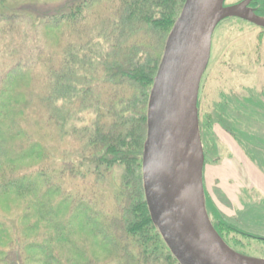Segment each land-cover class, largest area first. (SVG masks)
Segmentation results:
<instances>
[{
    "label": "trees",
    "instance_id": "16d2710c",
    "mask_svg": "<svg viewBox=\"0 0 264 264\" xmlns=\"http://www.w3.org/2000/svg\"><path fill=\"white\" fill-rule=\"evenodd\" d=\"M90 1L0 2V264H179L143 193L147 118L137 104L156 73L134 58L146 30L172 28L182 0H105L104 13L87 18L82 5ZM11 18L37 24L31 43L6 26ZM119 24L133 31L127 43L113 59L88 64L94 86L71 89L72 115L96 108V123L68 136L69 113L51 102L68 99L66 72L78 74L69 59L90 26Z\"/></svg>",
    "mask_w": 264,
    "mask_h": 264
},
{
    "label": "rangeland",
    "instance_id": "374dc122",
    "mask_svg": "<svg viewBox=\"0 0 264 264\" xmlns=\"http://www.w3.org/2000/svg\"><path fill=\"white\" fill-rule=\"evenodd\" d=\"M1 1L10 5L29 2L41 8L55 7L68 0ZM242 1L225 0V5L231 6ZM185 3L186 0L181 1L175 20L180 17ZM261 3L252 6V9L263 10L264 5ZM106 4L105 0H97L95 4L90 1L82 5V8H88V11H84L85 17L104 13ZM6 26L19 29L25 42L31 43L37 24L11 18ZM124 27L121 24L110 28L90 26L92 32L80 43L78 55L73 54L75 57L69 59L68 68L78 70V74L73 77L70 71L66 72L63 86L68 99L51 102L52 107L69 113L65 115L68 136L72 135L73 128L81 132L91 129L96 123V108L82 109L72 115V96L75 93L72 94L71 89L73 92L76 89L77 93L84 85L94 86L88 77V64L99 63L103 58L113 59L118 55L119 49L127 43L133 32L124 33ZM173 27L165 31L160 29L163 27L146 30L134 62L139 66L155 64L157 75ZM148 33L152 34L150 38ZM1 52L2 47L0 56ZM76 62L78 64L74 66ZM151 90L147 97L141 95L137 104L145 105L146 118ZM198 106L205 154L204 188L211 221L234 250L264 259V28L238 18L226 19L217 27L210 62L201 82ZM146 140L147 124L143 150ZM132 141L128 139L127 142ZM140 162L143 164V158ZM140 172L143 184L142 167Z\"/></svg>",
    "mask_w": 264,
    "mask_h": 264
},
{
    "label": "water",
    "instance_id": "95a60500",
    "mask_svg": "<svg viewBox=\"0 0 264 264\" xmlns=\"http://www.w3.org/2000/svg\"><path fill=\"white\" fill-rule=\"evenodd\" d=\"M254 1L186 0L150 93L143 190L151 220L179 264H264L232 249L212 224L198 110L216 28L230 18L264 28Z\"/></svg>",
    "mask_w": 264,
    "mask_h": 264
},
{
    "label": "flooded vegetation",
    "instance_id": "af4514ba",
    "mask_svg": "<svg viewBox=\"0 0 264 264\" xmlns=\"http://www.w3.org/2000/svg\"><path fill=\"white\" fill-rule=\"evenodd\" d=\"M252 97V96H251Z\"/></svg>",
    "mask_w": 264,
    "mask_h": 264
}]
</instances>
